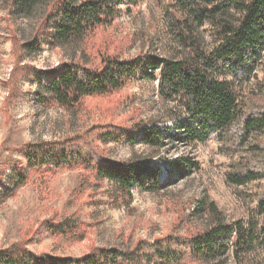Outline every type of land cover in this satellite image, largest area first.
<instances>
[{"label": "trees", "instance_id": "16d2710c", "mask_svg": "<svg viewBox=\"0 0 264 264\" xmlns=\"http://www.w3.org/2000/svg\"><path fill=\"white\" fill-rule=\"evenodd\" d=\"M19 10L40 0H11ZM182 17V25L211 28L213 46L208 51L181 35L191 48L184 59L170 60L139 54L121 58L126 43L115 52H99L97 66L81 63L64 64L52 72L17 65L6 82L9 104L17 98L22 80L35 81L40 89L38 102L47 108L72 111L87 98L110 97L121 93L136 78L158 82L159 96L174 103L180 115L170 118L171 128L159 129L155 123L136 121L131 125L106 124L92 128L59 142L24 145L16 151L22 162L13 168V188H4L7 197L28 183L35 172L44 184L50 176L69 170H82L87 178L113 184L120 200L130 205L133 190L157 193L173 179L198 170L190 159L169 163L168 180L160 181L161 170L152 166L153 159L116 162L110 160L105 146L116 143L141 144L151 149L168 143L185 146L207 143L213 135L220 142V153L233 159L251 141L264 136V105L255 101L246 104L241 87L250 83L256 70L264 66V0H170ZM142 0H54L47 6L45 17L38 23L33 39L20 46L23 53H39L45 42L59 46L87 40L98 30L112 26L121 16L122 8L137 7ZM17 47V48H18ZM19 54V50H17ZM45 79L48 81L45 83ZM264 88V81L260 83ZM261 148V146H260ZM167 160H163L166 163ZM228 183L244 186L264 178V162H241L231 166ZM5 173L0 172V185ZM89 186L81 188L83 193ZM1 195V196H2ZM256 211L264 215V193L257 197ZM201 225L191 227L192 220ZM181 223L190 227L184 235L169 234L154 242L139 241L130 250L94 248L88 254L74 257L37 255L22 248L0 250V264H226L230 257L236 264H245L244 256L259 249L264 254V224H226L214 202L201 201ZM48 230L55 237L82 239L84 225L71 220L50 223Z\"/></svg>", "mask_w": 264, "mask_h": 264}, {"label": "rangeland", "instance_id": "374dc122", "mask_svg": "<svg viewBox=\"0 0 264 264\" xmlns=\"http://www.w3.org/2000/svg\"><path fill=\"white\" fill-rule=\"evenodd\" d=\"M53 1L40 0L21 11L11 0H0V172L6 174L0 185V250L22 248L40 256L74 258L94 248L130 250L139 241L154 242L169 234L184 235L190 229L181 223L184 212L188 215L201 201L214 202L226 224L254 221L263 225L264 215H259L256 207L257 197L264 193V178L237 186L228 183L227 175L232 165L264 162V136L251 141L233 159L220 153L217 135L205 144L185 146L170 142L158 150L128 143L105 146L107 157L116 162L153 159L152 166L161 170V182L168 180L169 163L177 159H190L198 165V170L173 179L157 193L135 187L130 205L120 200L113 184L88 179L82 170L60 172L44 184L39 179L48 173L35 172L26 185L12 190L7 197L2 195L4 188H13L15 163L26 166L16 151L21 146L59 142L106 124L131 125L145 121L157 124L159 129L171 128L170 118L181 114L174 103L159 96L157 81L143 77L136 78L119 94L87 98L72 111L42 106L37 100L40 91L37 83L22 80L17 98L7 109L11 91L6 82L17 65L48 73L64 64L97 66L100 51L115 52L120 43L126 42L121 58L145 54L179 60L186 58L191 50L183 35L204 51L213 46L211 28L186 29L170 0H142L129 12L123 7L120 18L112 26L98 30L87 40L57 47L45 42L39 53H23L20 46L33 39L48 4ZM13 39L19 42V47L13 45ZM263 81L264 66H261L250 83L241 87L246 104L252 105L256 99L264 105V88L260 86ZM85 185L89 187L80 193ZM66 220L84 225L82 239L67 240L49 232L50 223ZM201 223L193 219L191 227ZM244 263L264 264V254L256 249L244 256ZM226 264L236 263L230 257Z\"/></svg>", "mask_w": 264, "mask_h": 264}]
</instances>
